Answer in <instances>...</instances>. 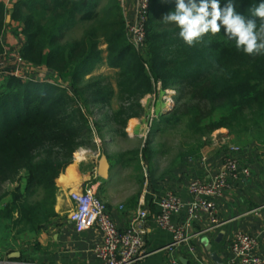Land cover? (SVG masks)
Returning a JSON list of instances; mask_svg holds the SVG:
<instances>
[{"label":"trees","instance_id":"1","mask_svg":"<svg viewBox=\"0 0 264 264\" xmlns=\"http://www.w3.org/2000/svg\"><path fill=\"white\" fill-rule=\"evenodd\" d=\"M100 2L18 0L10 13L0 0V56L6 53L2 37L11 15L23 26L20 59L37 75L53 79L0 78V219L22 231L39 233L56 217L57 182L74 165L77 151L89 147L93 132L101 135L105 125L112 127L109 134L126 138L128 122L143 118L141 102L157 92L156 86L173 89L176 96L151 129L160 135L183 127L190 152L221 129L234 136H264V55L237 51L223 29L189 47L175 24L162 22L176 0H152L142 56L128 41L119 0L97 9ZM261 2L234 0L236 11L246 16ZM225 3L220 0L221 7ZM79 27L81 38L66 41ZM102 42L106 64L117 71L116 88L107 77L92 75L104 61ZM91 107L99 109L101 121L93 123ZM151 148L147 143L133 161L149 167ZM14 183L11 194L4 191Z\"/></svg>","mask_w":264,"mask_h":264},{"label":"crops","instance_id":"2","mask_svg":"<svg viewBox=\"0 0 264 264\" xmlns=\"http://www.w3.org/2000/svg\"><path fill=\"white\" fill-rule=\"evenodd\" d=\"M17 1L6 0L10 13ZM106 1L101 0L96 8L102 9ZM119 2L125 18L131 19L135 0ZM22 27L19 22L12 21L9 15L2 37L7 55L6 68L13 70L20 78L31 75L34 70L20 59V50L26 43L21 33ZM100 50L104 61L94 73L102 66L110 68L105 62L107 54L103 53V50L107 52L105 42L101 43ZM108 68L104 67L105 70ZM137 126L138 119L128 122L126 138L135 137ZM112 135L108 133L107 139ZM110 147L111 144L102 145L103 151L100 149L98 154L91 157H74V165L67 168L57 182L56 217L39 233L22 231L20 227L15 228L13 222L0 219V264H99L94 247L103 240L101 232L94 227L78 234L69 219L75 208L72 194L83 192L89 187H94L98 192L110 218L120 230L129 227L140 202L145 203L143 208L149 213L145 223L144 254L147 257L139 264H170L174 257L178 258L180 264H228L232 257L231 243L238 232L255 236L259 243L258 251L264 253V209H261L264 206V136L258 139L234 136L228 130L221 129L212 134L210 140H204L197 151L190 152L181 146L182 151L167 163L158 162L167 155L164 149L152 146L154 157L149 167L145 164L135 166L129 158L142 149L112 153ZM232 147L239 148L234 156L251 174L248 178L239 176L232 180L226 195L214 200L217 219L222 225L209 230L210 220L200 216L193 222L191 229L195 237L173 254L169 253L166 248L171 244L172 236L156 222L159 201L165 195L172 194L184 203L191 202L193 196L189 190L190 184L197 180L209 183L231 156ZM102 156H106L111 165L107 180L95 173ZM256 209H261L258 214L253 213ZM186 217L185 209L175 215L172 221L175 225H182ZM190 249L194 250L193 253Z\"/></svg>","mask_w":264,"mask_h":264},{"label":"built area","instance_id":"3","mask_svg":"<svg viewBox=\"0 0 264 264\" xmlns=\"http://www.w3.org/2000/svg\"><path fill=\"white\" fill-rule=\"evenodd\" d=\"M152 0H135L134 16L126 19V34L128 41L141 55L146 54L147 23ZM6 53L0 56V78L18 77L13 70L6 69ZM239 148H231V156L222 164L216 176L209 182L193 181L189 190L193 200L189 203L182 202L178 197L167 194L158 203L159 213L156 218L158 226L171 234L172 242L166 248L173 254L178 248L187 245L194 237L191 233L193 222L200 216H206L211 223L209 230L220 227L222 224L217 219V207L214 200L226 195L231 187V181L239 176L250 177V170L243 168L234 156ZM98 174V167L95 169ZM75 204L69 219L74 224L78 234H82L97 227L103 236L102 242L94 247V254L99 264H139L147 257L144 254L146 246L145 223L149 213L140 202L129 227L120 230L110 218L106 205L102 202L94 187H89L83 192L72 194ZM123 209V207L121 208ZM187 211V217L182 225H175L173 217L181 211ZM264 209V206L261 208ZM261 209L253 213L258 214ZM259 243L255 236L238 232L231 243L232 257L228 264H264V253L258 251ZM193 253V249H190ZM170 264H180L177 257L171 259Z\"/></svg>","mask_w":264,"mask_h":264},{"label":"clouds","instance_id":"4","mask_svg":"<svg viewBox=\"0 0 264 264\" xmlns=\"http://www.w3.org/2000/svg\"><path fill=\"white\" fill-rule=\"evenodd\" d=\"M249 13L237 12L234 0H226L223 7L220 0H176L175 10L165 14L162 22L175 24L189 47L223 29L235 41L237 51L253 57L264 55V2L250 8Z\"/></svg>","mask_w":264,"mask_h":264},{"label":"rangeland","instance_id":"5","mask_svg":"<svg viewBox=\"0 0 264 264\" xmlns=\"http://www.w3.org/2000/svg\"><path fill=\"white\" fill-rule=\"evenodd\" d=\"M82 33L83 31L81 27L76 28L73 30L72 33L69 34L66 41L78 40L81 38ZM103 53L107 54V52L104 50H103ZM104 67L108 68L107 66H102L97 72L93 73L92 75L93 76L95 75L96 77H98V76H101L102 74L103 76L107 77L108 80L111 81V83L113 84V87L116 88V76L115 75L117 71L111 70L110 68H108V70H105ZM38 74L39 75L33 72V75H28L27 77H23L22 79L24 82H32V80L34 79L35 80L43 79V81L47 83H50V81L53 82L52 78L47 77V76L42 77L41 73H38ZM93 76L87 77L85 79V82H87L89 78ZM156 88H157L156 89L157 92L154 95L146 96L141 102L143 107L145 108V114L143 118L138 119L137 130L134 134L135 137L129 139V138L120 137L118 135H112L109 139H107L108 138L107 134L109 130L112 129V127L105 125L104 132H102L101 135L96 134V132H93V139L89 147H84V148L79 149L77 153L75 154V158H81L82 156L91 157L93 155H96L99 153L100 149L102 150V145L108 146L109 144H111L110 149L112 150L110 151L112 153H116L118 150L121 152V150H126V149H133V150L140 149L141 150L145 147L147 143L150 142L153 147H156L158 149L160 148L161 150L164 149L163 151L167 153L165 158L160 159L158 162H161V163L170 162L174 156H176L178 153L182 151L181 146H184L187 140L183 139V134H182L184 133L183 127L181 129H178L177 131H166L160 135L156 134L154 129H151L152 123L155 120H157V118L161 114H163V112L166 109H169L171 106L174 105V102H175L174 97L176 96V92L173 89L163 90L161 86H156ZM118 105H119L118 101L114 99L112 101V108L114 110H117ZM90 110L93 113V117H92L93 123H94V120L95 121L102 120L101 115L99 114L100 111L98 108L91 107ZM102 137L104 138L103 141H101ZM211 137L212 135L205 138V140H210ZM129 158L133 160L132 156H129ZM133 164L137 166V163H135L134 161H133ZM141 173L145 175V172L142 170H141ZM16 187H17V183L6 184L4 186V191L11 194L12 191ZM35 198L36 197H34L33 199Z\"/></svg>","mask_w":264,"mask_h":264},{"label":"water","instance_id":"6","mask_svg":"<svg viewBox=\"0 0 264 264\" xmlns=\"http://www.w3.org/2000/svg\"><path fill=\"white\" fill-rule=\"evenodd\" d=\"M111 170V165L108 162V159L106 156H102L99 167H98V174L103 179H109V174Z\"/></svg>","mask_w":264,"mask_h":264}]
</instances>
